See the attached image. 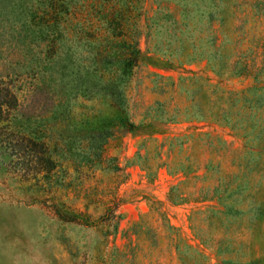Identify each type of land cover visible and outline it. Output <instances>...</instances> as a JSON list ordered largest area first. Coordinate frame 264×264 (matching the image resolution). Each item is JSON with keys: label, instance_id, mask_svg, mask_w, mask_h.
<instances>
[{"label": "rangeland", "instance_id": "374dc122", "mask_svg": "<svg viewBox=\"0 0 264 264\" xmlns=\"http://www.w3.org/2000/svg\"><path fill=\"white\" fill-rule=\"evenodd\" d=\"M183 1L0 0V79L16 95V126L69 145L76 163L62 162L52 197L35 202L32 181L0 152V264H264V61L243 77L239 61L206 58L207 42L191 48L188 30L164 32L182 26L173 17L193 24ZM244 27L250 42L237 48L250 56L260 26L249 17ZM125 37L139 51L117 83L123 110L51 70L66 50L84 64L98 47L118 53ZM124 116L132 129H120ZM86 155L94 162L77 163Z\"/></svg>", "mask_w": 264, "mask_h": 264}, {"label": "trees", "instance_id": "16d2710c", "mask_svg": "<svg viewBox=\"0 0 264 264\" xmlns=\"http://www.w3.org/2000/svg\"><path fill=\"white\" fill-rule=\"evenodd\" d=\"M226 4L230 6L229 16L232 20L230 27L232 35L229 37L231 47L228 52L220 51L221 39L218 25L222 16L219 10L225 5L223 0H184L180 12L183 14V18L195 16L193 24L189 25L186 21L181 22L177 17H173L172 23L180 22L182 26L176 29L175 26L168 25L164 27V32H168L169 35L175 34L178 37L184 29L188 30L190 33L187 36L193 41L191 48H194V43L203 40L207 42L208 46L200 48V51H206L204 54L206 58L212 56V59L219 60L221 56H228L229 61L233 60L234 64L239 61L240 66L237 70L239 75L253 76L255 67H257L256 71L261 70L262 65L260 66L259 63L264 61V0H230ZM55 17L56 15H53L50 26L56 25ZM249 17L258 23L260 30L252 39L254 41L251 48L252 54L246 56L241 55L242 49H238L237 44L240 41L250 42L246 38L247 29L244 27V22ZM215 19L218 20L217 23V20L214 22ZM207 20L210 21V27L203 25ZM144 26L147 27L148 24H144ZM121 47L118 53H111L107 46L98 47L93 57L84 64L73 61L72 53L66 50L61 54L63 55L61 61L51 66V70L58 72L59 79L72 82L71 86L75 89L89 93L100 92L107 96L111 106L123 110L124 99L117 83L123 80V77L135 64L139 48L136 40H128L127 37ZM105 71L111 72L109 76L107 75L109 80L102 78ZM90 75H96V77L91 79ZM10 85L8 79H0V152L11 157L12 169L21 177V180L32 181L31 185L35 192L29 195L30 201L46 203L47 197H52L50 193L56 183V173L60 164L66 162L74 167L76 163L74 164V161L72 162L68 156L63 155V151L70 150L69 145H64L63 148H61L62 146L57 147L56 144H50L46 138L26 134L16 126L18 124L14 120L13 111L17 108V98ZM119 125L120 129L129 130L136 124L129 117L124 116ZM18 126L20 127V125ZM112 131L111 128H106L104 131H99V135L101 133L112 134ZM95 135L97 134L91 136L92 144H89V147L94 155L100 158L103 157L101 144L95 139L99 135ZM87 156H83V159L86 158L85 161L81 159L77 163L82 162L89 165L94 162L95 159L87 158ZM50 201L52 202L51 206L56 209L54 201L52 199ZM56 214L65 219L74 218L60 214L58 209H56Z\"/></svg>", "mask_w": 264, "mask_h": 264}]
</instances>
